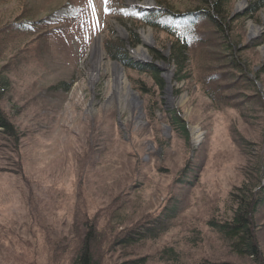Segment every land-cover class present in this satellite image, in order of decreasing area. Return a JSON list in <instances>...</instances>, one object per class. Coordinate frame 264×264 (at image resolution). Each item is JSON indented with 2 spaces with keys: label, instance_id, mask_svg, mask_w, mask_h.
Listing matches in <instances>:
<instances>
[{
  "label": "rangeland",
  "instance_id": "rangeland-1",
  "mask_svg": "<svg viewBox=\"0 0 264 264\" xmlns=\"http://www.w3.org/2000/svg\"><path fill=\"white\" fill-rule=\"evenodd\" d=\"M144 1L110 0L105 5L103 0H92L91 3L89 0H0V27L12 22L0 35V81L3 85L7 83L3 90L0 89V110L16 132L23 137L27 135L26 140L18 144L22 146L19 151L24 157V174L32 182V189L20 185L21 195H14L10 199L12 204L7 207L5 204L6 209L1 215L10 220L16 217L18 225L25 214L22 207L26 200L29 201L28 197L31 199V192L33 200L27 207L33 209L34 216L60 210L65 220L59 218L56 224L47 220V224L54 225L52 230L44 233L31 228L29 238L16 226L14 231L19 233L18 237L10 244L4 242V239L6 242L10 239L0 234V264H47L51 254L50 246L44 240L55 238L52 241L55 242L60 237L68 240L67 226L72 222L95 218L102 224L116 204L126 208L127 212L134 205L139 206L140 197L133 196L132 189H127L131 183L143 181L146 185L142 196L144 207L140 211L136 209L130 217L134 219L155 208L167 189L192 196L200 210L206 204H201L204 201L202 191L206 199L213 198L221 205L231 185L236 184L241 162L236 148L230 143L231 130L236 128L242 137L250 140L249 130L253 128L250 124L254 123L240 120L232 111L215 112L193 78L176 83L172 65L157 62L164 81V88L159 91L148 77L134 73L131 77L130 72L116 63L122 68L137 103L135 107L125 105L122 110L121 103L109 100L112 91L109 72L114 61L104 50L107 40L126 44L131 30L137 34L141 45L139 31L149 30L148 59L135 60L130 50L139 45L132 48L126 44L128 57L135 62L148 63L151 61L150 50H160L163 57L168 56L169 43L165 36L122 19V7ZM251 1L233 0L228 8L230 16L242 15ZM105 7L109 9L107 14ZM182 7L189 8L184 3L176 8ZM28 16L37 21L51 17L57 25L39 27L35 32L37 39L42 37L39 42L32 43L30 37L29 45H22L26 51L16 54L12 50L14 40L19 38L25 43L26 37L14 35L17 32L15 26ZM120 29L124 32L122 36L118 33ZM234 34L242 35V44L254 46L241 57L249 62L246 65L252 70L249 77L256 81L264 101V74L260 73V68H264V9L253 19L242 21L240 27L237 24ZM2 42L9 44L1 45ZM205 52L208 56L215 54L209 50ZM14 55L17 61L8 59ZM192 66L189 63L193 69ZM8 67L11 68L8 70ZM136 77L149 90L147 96L134 90L132 81ZM169 114L183 121L188 141L174 133ZM3 135L0 132V176L5 177V172L9 171L4 168L13 169L10 164L16 167L21 164L15 160L17 152L14 151L18 149H13L12 142ZM117 136L126 144H118ZM84 150L88 155L77 162L79 152L83 155ZM200 162L205 165L198 174V184L194 188L176 186L175 176L183 175L187 170L199 173ZM76 165L81 166L83 177L79 176V170L74 171ZM72 171L78 173L74 178ZM182 175L179 178L182 179ZM58 190H61L60 196ZM185 202L189 203V197ZM103 211H108L105 217L100 215ZM261 248L264 251V244ZM112 262L115 264V259L110 263L107 260L105 264Z\"/></svg>",
  "mask_w": 264,
  "mask_h": 264
},
{
  "label": "trees",
  "instance_id": "trees-1",
  "mask_svg": "<svg viewBox=\"0 0 264 264\" xmlns=\"http://www.w3.org/2000/svg\"><path fill=\"white\" fill-rule=\"evenodd\" d=\"M153 1L155 8L150 11L122 7V19H128L134 25L148 27L155 34L165 36L169 43L168 56L163 57L160 50H150L151 61L148 63L130 59L125 49L126 44L132 48L140 44L139 37L131 30L126 44L118 40H107L104 44L106 55L130 72L131 77L132 73L148 77L159 91L163 90L164 81L157 62L170 64L174 70V82L180 83L193 78L215 112L232 111L240 120L242 118L246 123H254L250 124L253 127L249 130L250 140L242 137L236 128L231 130L230 143L236 148L241 162L237 169L236 184L231 185L221 205L213 198L206 199L207 196L202 191L204 201L201 204H206L200 210H197L199 205L192 196L183 191L173 192L167 189L155 208L134 219L130 217L136 209L140 211L144 207L142 196L146 185L143 181L131 183L127 185V189H132L133 196L140 197V204H137V200L134 202L139 206L134 205L127 212L126 208L116 204L109 218L104 219L102 224L95 218H85L78 223V218V221L67 226L70 234L68 240L61 237L55 242H52L55 238L44 240L50 246L51 256L47 264H105L107 260L110 263L113 259L115 264H264V251L261 248L264 244V101L256 81L249 77L252 74V70L247 67L249 62L246 63L241 57L243 53L254 49V46L242 44V35L234 34L237 24L240 27L242 21L253 19L264 9V0L251 1L242 15L232 17L228 8L233 0ZM181 3L189 8L182 7L178 10L176 7ZM26 18L15 26L17 32L14 35L26 37L25 43H21L19 38L14 40L12 50L16 54L26 51L22 45H29L30 37L32 43L39 42L42 37L37 39L38 33H35L39 27L52 28L57 25L51 17L44 21L30 20V16ZM11 25L12 22L1 26L0 35L3 33L2 29H8ZM9 32L13 34L12 31ZM2 43L1 45H5L8 42ZM207 50L215 54L208 56L205 52ZM16 58L15 55L13 58L8 57L14 61H17ZM189 63L193 65V69L189 67ZM6 65L7 61V70ZM260 71L264 74V68H260ZM255 76L257 79L258 71ZM132 82L139 95H148L149 90L139 78L136 77ZM5 83L3 85L0 81L1 90L7 86ZM169 120L174 133L188 141L183 121L171 114ZM0 132L12 142L13 149H18L14 151L17 152L15 160L21 164H17V167L10 164L13 169L4 168V171L9 172H5V177L0 176V234L10 239V242L4 239L5 243L10 244L18 237L19 233L14 231L16 226L29 238L31 228L35 227L46 233L54 226L47 224V220L51 219L55 224L59 222V218L65 220L63 211L60 210L41 217L34 216L33 209L27 207V203L30 200L32 203L33 200L31 192V199L28 197L29 201L26 200L25 207H22L25 214L18 225L16 217L10 220L1 215L6 209L5 204L7 207L12 204L13 200L10 199L14 195H21L20 185L24 184V187L32 189V182L24 174V157H21L22 152L19 151L22 146L18 144L21 140H26L27 135L23 137L16 132L1 110ZM117 138L118 144H126L120 136ZM74 144H77L76 141ZM87 155V150L83 151V155L79 152L77 162ZM204 165L205 162L198 164L199 173L197 170H187L183 175L178 173L175 177L179 180H174L177 181L176 186L194 188ZM75 170H79V176L83 177L81 166L76 165ZM75 175L78 173L73 172L72 178ZM180 175L182 179L179 178ZM60 192L58 190L57 195L60 196ZM186 197H189L190 204L185 202ZM19 200L23 203L22 199ZM107 214L108 211L100 213L102 217Z\"/></svg>",
  "mask_w": 264,
  "mask_h": 264
},
{
  "label": "bare ground",
  "instance_id": "bare-ground-1",
  "mask_svg": "<svg viewBox=\"0 0 264 264\" xmlns=\"http://www.w3.org/2000/svg\"><path fill=\"white\" fill-rule=\"evenodd\" d=\"M141 6H148L150 4L149 0H145L143 3H140ZM118 33L122 36L124 32L122 29L118 30ZM139 36L141 39V45L136 47L135 49L130 50V55L139 61L147 60V49L151 43V33L149 30H140ZM111 82H112V91L110 94L109 100L113 102H117L122 104V110H124V106L135 107L137 103V97L133 91L130 90L129 86L126 83V80L123 75L122 68L116 64V62L111 63L110 70Z\"/></svg>",
  "mask_w": 264,
  "mask_h": 264
},
{
  "label": "snow or ice",
  "instance_id": "snow-or-ice-1",
  "mask_svg": "<svg viewBox=\"0 0 264 264\" xmlns=\"http://www.w3.org/2000/svg\"><path fill=\"white\" fill-rule=\"evenodd\" d=\"M91 2H92V0H89V3H91ZM109 2H110V0H103V3H104L105 5H108ZM108 11H109V9H108L107 7H105V9H104L105 14H107Z\"/></svg>",
  "mask_w": 264,
  "mask_h": 264
}]
</instances>
